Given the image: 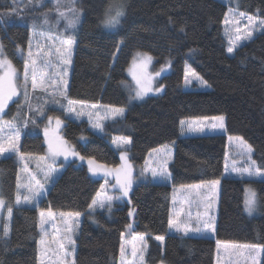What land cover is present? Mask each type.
<instances>
[{
    "label": "trees",
    "instance_id": "trees-1",
    "mask_svg": "<svg viewBox=\"0 0 264 264\" xmlns=\"http://www.w3.org/2000/svg\"><path fill=\"white\" fill-rule=\"evenodd\" d=\"M110 2L77 0L82 21L74 31L64 33L76 41L68 95L88 103L124 107V115L115 122H106L99 134L87 120L68 119L58 106L51 105V116L64 120L61 134L81 155L95 156L110 165L121 162L119 151L110 143L112 136L131 137L127 151L140 166L152 149L165 144L173 146L171 182L148 179L139 182L131 194L136 210L132 231L149 234L148 264H214V239L169 234L171 194L173 186L180 184L220 179L217 239L264 245V183H252L261 200L260 214L250 216L243 207L244 188L250 181L224 175L226 134L242 136L254 148L253 159L264 167V30L230 55L223 33L229 4L223 0H121L126 14L117 30H108L101 24ZM52 5V0H26L22 5L0 0V43L20 70L23 61L15 49L19 45L26 50L33 23L42 25L46 13L49 23L56 24ZM232 5L264 19V0H231ZM39 30L48 29L43 26ZM58 30L64 31V21ZM137 51L153 56V71L164 68L155 81L156 87L164 86L163 91L141 102L130 99L127 74ZM186 65L194 68L209 88H187ZM15 110V104H10L4 118L9 119ZM221 115L226 121L224 134L189 137L180 132L181 120ZM39 124L36 129L29 125L21 151L44 154L46 146L40 130L46 120L40 119ZM81 136L87 138L86 143L80 140ZM19 167L14 156L0 160L1 189L9 203ZM102 183V178L90 176L85 162L66 163L38 207L13 208L7 240L0 230V264H38L36 218L49 203L54 210L83 214L75 239L76 264H118L121 234L131 221L130 203L125 202L110 213L97 210L90 214L88 205ZM160 235L165 237L163 243L154 238Z\"/></svg>",
    "mask_w": 264,
    "mask_h": 264
},
{
    "label": "snow or ice",
    "instance_id": "snow-or-ice-1",
    "mask_svg": "<svg viewBox=\"0 0 264 264\" xmlns=\"http://www.w3.org/2000/svg\"><path fill=\"white\" fill-rule=\"evenodd\" d=\"M13 4L17 0H12ZM31 2V0H29ZM57 17L56 24H50L47 13L42 25L33 23L31 38L27 48L17 46L15 51L21 57L22 70L17 69L8 58L4 45L0 43V157H15L20 167L16 176L15 190L12 202L9 203L0 189V217H4L2 238L7 240L11 231L13 208L32 205L38 207L42 198H46L49 186L63 172L57 167L58 161L65 163L85 162L92 177H100L103 183L95 193L88 210L91 213L98 209H107L110 213L114 201L127 200L131 203L129 193L134 183L133 165L127 149L132 144L131 137L115 136L110 143L119 151L120 163L110 165L97 160L95 156L81 155L61 134L65 126L59 116L47 115L49 105L59 107L68 119L78 120L88 118L93 130L103 132L105 121H117L125 112L124 107L101 105L75 100L68 95V69L72 64L73 49L76 44L74 36L65 35L74 31L79 23L81 10L75 5L77 0H52ZM231 3V0H229ZM11 14V13H7ZM125 6L121 0H111L104 12L101 24L106 28H116L125 16ZM3 15V14H0ZM64 21V31L58 30ZM241 21H244L242 24ZM225 35L228 41L227 52L234 53L242 42L251 40L254 31L264 29V19L253 16L231 6L224 16ZM47 26V31L39 27ZM120 41V45H123ZM117 52L120 50L117 47ZM191 51V50H190ZM153 56L148 52L137 51L129 65L128 72L134 86L131 87L130 99L142 100L149 93H160L164 86L154 87V82L164 68L155 73L149 72ZM170 67V61L168 62ZM193 80L201 86H209L208 82L190 65L184 71V84L190 85ZM124 83V82H122ZM128 86V85H126ZM35 101V103H34ZM10 104H15L16 110L9 119L7 110ZM101 112L104 113L101 116ZM46 120L40 130L43 133V143L46 150L43 155L21 151V137L26 134L29 125L38 128L36 120ZM224 116L186 118L180 121V132L183 135H203L206 133H226ZM87 142V138L80 137ZM230 152L225 153L224 174L236 175L250 181L243 192V207L249 215L257 211L261 197L252 183H264V167L253 159L254 148L242 136H227ZM155 156V167L146 165L140 170L141 179H153L170 182L172 179L168 165L172 160V150L167 144L154 148L149 153ZM221 180L202 181L199 184H180L173 186L171 194L168 226L170 230L188 236L190 233L212 234L216 230L215 209ZM201 190L204 195L201 196ZM195 194V200H193ZM203 211H200V209ZM133 207L128 215H135ZM6 214V215H5ZM81 213L79 211L54 210L49 203L45 209H40L36 218L38 227V264H76L74 235L78 231ZM126 233L131 234L133 223H128ZM49 228L52 231H49ZM148 233L136 232L130 240L121 234L119 248V264H145L147 251L146 237ZM155 240L163 242V235L155 236ZM217 264L221 256L227 258L229 264H256L257 258L264 254V245L240 243L235 241H216ZM131 259H128V256ZM163 264V262H161Z\"/></svg>",
    "mask_w": 264,
    "mask_h": 264
},
{
    "label": "rangeland",
    "instance_id": "rangeland-1",
    "mask_svg": "<svg viewBox=\"0 0 264 264\" xmlns=\"http://www.w3.org/2000/svg\"><path fill=\"white\" fill-rule=\"evenodd\" d=\"M225 3H227V4H229V6L231 5V3H229V0H223ZM26 2V0H17V3L19 4V5H22L23 3H25ZM52 4H53V2H52ZM124 4H125V1H124ZM52 6H54V4L52 5ZM76 6V5H75ZM77 7V6H76ZM231 7H233V5L231 6ZM233 8H235V7H233ZM51 10H54V8L53 7H51L50 8ZM240 11V10H239ZM242 12V11H241ZM82 11H81V15H80V20H79V23H78V25L80 24V22L82 21ZM262 19V18H261ZM241 23L243 24L244 23V21H241ZM120 27V25L118 26V27H116V28H106V29H108V30H117L118 28ZM224 31H223V33H224V37H225V40H226V42H227V47H228V41H227V38H226V35H225V25H224ZM264 29H260V28H258L256 31H254V34H253V38L256 36V35H258L259 33H261L262 31H263ZM40 31H42V30H40ZM249 41V40H248ZM248 41H244V42H242V44L241 45H243L244 43H246V42H248ZM240 47V46H239ZM238 47V48H239ZM74 49H75V46H74ZM74 49H73V53H74ZM236 51V50H235ZM235 53V52H234ZM234 53H229L230 55H232V54H234ZM72 57H73V55H72ZM9 58V57H8ZM21 58V57H20ZM14 63V62H13ZM14 65L17 67V69H19V67L14 63ZM71 66H70V68L68 69V76H67V79H68V82H69V78H70V75H71ZM149 72H152V73H155V71H153V61H152V64H151V66H150V68H149ZM127 74H128V76H129V78H130V80H129V86H134V84H133V80H132V77H131V75L129 74V72H128V70H127ZM156 81V80H155ZM156 82H154V87H156V84H155ZM187 88H189V89H191V88H209V86H201L200 84H199V82L198 81H196V80H193L192 81V83L190 84V85H187L186 86ZM155 94H157V93H149L147 96H145L142 100H136V99H133L134 101H138V102H141V101H144V100H146L149 96H151V95H155ZM34 103H35V101H34ZM93 104H95V103H93ZM49 107H53V106H51V105H49L47 108H46V112H47V115H51V113L49 112ZM104 115V113L103 112H101V116H103ZM214 117V116H213ZM40 119H43V118H39V119H37L36 120V125H38V127L40 126V124H39V122H40ZM83 119H85V120H87L88 121V118L85 116V117H83V118H81V119H78V120H74V121H81V120H83ZM73 120V119H72ZM110 121V120H109ZM106 122H108V121H105L104 123H106ZM44 124V123H43ZM42 124V125H43ZM90 124V123H89ZM225 124H226V121H225ZM93 131H95L96 133H99V134H102L103 132H99V131H97V130H93ZM206 134H218V133H206ZM206 134H203V135H206ZM185 136H189V137H193L194 135H185ZM196 136H201V135H196ZM228 136V134H226V137ZM112 137H115V136H112ZM22 138H23V135H22V137H21V143H22ZM170 147H171V150H172V157H173V155H174V149H173V146L172 145H169ZM114 147V146H113ZM115 148V147H114ZM231 151V149L229 148V145H228V140H227V152H230ZM131 153H130V151H128V156H129V160H130V162H131V164L133 165V169H134V171H133V178H134V183H133V185H132V189H131V191H130V193H129V197H130V199H131V194H132V191H133V189H134V187L139 183V182H144V181H146V180H148V179H141L140 177H139V173H140V170L146 165V162L149 164V165H151V166H153V167H155V164H154V160H155V156L153 155V156H150L149 155V157L147 158V160L145 161V163L142 165V166H140V165H136L134 162H133V160H131V155H130ZM1 159H3V157H0V160ZM172 161H173V158H172V160L169 162V165L172 163ZM65 162H63L62 160L61 161H58L57 162V167H62L63 169H64V166H65ZM169 165H168V168H169ZM225 175V174H224ZM225 176H236V175H225ZM152 182H156V183H164V182H161V181H159V180H153V179H151V178H149ZM104 182V181H103ZM171 182V181H170ZM167 183H169V182H167ZM52 185V184H51ZM50 185V186H51ZM221 185V184H220ZM50 186H49V188H50ZM0 189H1V174H0ZM205 193H204V191L203 190H201V193H200V195L201 196H203ZM47 195V194H46ZM219 195H220V189H219V194H218V199H217V201H216V205H215V209H214V211H213V215L215 216V224H216V229H217V223H218V211H219V203H220V200H219ZM43 199V198H42ZM41 199V200H42ZM193 200H195V194H193ZM125 202H127V200L125 199V200H120V201H114L113 202V205H112V210L113 209H116L119 205H123ZM128 203V202H127ZM23 206H32V205H23ZM134 207V205L132 204V199H131V203H130V210L132 209ZM172 207V206H171ZM135 208V207H134ZM103 210H105V211H107V209H103ZM129 210V211H130ZM98 211H102V210H99L98 209ZM200 211H203V209L201 208L200 209ZM260 214V207L258 206V209H257V211H255L253 214H251L250 216H256V215H259ZM6 215V214H5ZM130 217V216H129ZM82 219H83V214L81 215V217H80V222H79V228H80V226H81V223H82ZM130 223H133V225H134V223H135V215L133 216V217H130ZM4 222V217H0V225H2V223ZM79 228H78V231L75 233V235H74V240L76 239V237H77V235H78V232H79ZM134 228V227H133ZM0 230H1V228H0ZM49 231H52L50 228H49ZM136 232H133L132 231V233L131 234H128V233H126L125 232V239L126 240H130L131 239V235L132 234H135ZM169 234L170 235H175V236H183L182 234H180V233H177V232H175V231H173V230H170L169 229ZM202 235H204V236H202ZM198 236V237H197ZM216 236V230H215V232L214 233H212V234H204V233H190L188 236H183V237H191V238H212V239H214L215 240V242L218 240L217 239V237H215ZM147 241V240H146ZM220 241H222V240H220ZM159 243H163V242H160V241H158ZM147 245H148V247H147V251H146V254H145V264H148L147 263V253H148V250H149V243L147 242ZM75 252H76V241H75ZM261 257H262V254L257 258V261H256V264H261ZM128 259H131V256L129 255L128 256ZM118 264H119V258H118ZM214 264H217V248H216V257H215V261H214ZM220 264H229V261L227 260V258H225V257H223V256H221V259H220ZM248 264H252V262H251V260H249L248 261Z\"/></svg>",
    "mask_w": 264,
    "mask_h": 264
},
{
    "label": "crops",
    "instance_id": "crops-1",
    "mask_svg": "<svg viewBox=\"0 0 264 264\" xmlns=\"http://www.w3.org/2000/svg\"><path fill=\"white\" fill-rule=\"evenodd\" d=\"M202 236H204V235H202ZM198 237V236H197ZM216 237V236H215ZM215 239V238H214Z\"/></svg>",
    "mask_w": 264,
    "mask_h": 264
}]
</instances>
